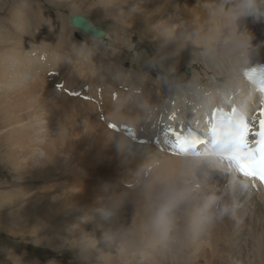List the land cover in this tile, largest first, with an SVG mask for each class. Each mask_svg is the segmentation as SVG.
<instances>
[{
    "label": "bare ground",
    "instance_id": "obj_1",
    "mask_svg": "<svg viewBox=\"0 0 264 264\" xmlns=\"http://www.w3.org/2000/svg\"><path fill=\"white\" fill-rule=\"evenodd\" d=\"M78 6L105 12L139 37L135 67L123 66L131 44L119 36L104 54L78 48L82 54L74 59L86 56L84 68L97 82L78 80L77 91L97 94L99 102L83 97L76 106L85 113L101 105L103 130L82 128L72 119L48 126L54 120L44 117L34 123V133L28 122L11 131L25 152L26 169L35 168L37 181H45L29 196V209L46 198L44 215L68 221L66 229L82 236L96 255L93 246L102 242V255L110 253L120 264H264V185L244 180L208 145L183 150L170 143L186 131L185 118L201 123L219 101L225 110H239L248 125L259 119L262 103L243 71L264 62V0H77ZM40 17L50 35L39 48L42 64L31 65L37 52L0 56L7 72L0 78V97L21 87L27 103L34 98L46 104L37 95L41 87L29 84L49 65L73 58L58 31ZM126 18L134 24L127 25ZM101 31L102 36H88L101 39L106 36ZM146 44L153 51L150 66ZM55 86L71 90L64 81ZM74 107L68 99L51 110ZM51 180L59 184L48 185ZM126 198L134 215L125 209Z\"/></svg>",
    "mask_w": 264,
    "mask_h": 264
},
{
    "label": "rangeland",
    "instance_id": "obj_2",
    "mask_svg": "<svg viewBox=\"0 0 264 264\" xmlns=\"http://www.w3.org/2000/svg\"><path fill=\"white\" fill-rule=\"evenodd\" d=\"M76 1L0 0V56H11L14 55V52H17V56H21L22 50L37 52L38 56L32 58L31 65H34L32 62L39 63L38 66L42 64L40 61L45 55L44 51L39 48L42 42H49L50 35L47 31L49 27L43 24L40 14L48 21L50 28L58 31L61 44H66L73 55L72 59L59 61L56 66L49 65L47 71L38 72V74L40 73L38 79H32L30 84L27 83L31 88L35 84L41 87V91L37 95L48 100L44 104L45 107L35 103L34 98L31 99V104L27 103L28 101L24 100L25 89L21 87L0 97V264H120L121 262V260L111 257L110 253L102 255V252L105 251L102 242L93 246L98 248V255H96L89 246L83 243L82 236L73 234L66 229L69 225L68 221L44 215L42 208L45 209L48 202L46 198H43L42 202L40 201L41 205L38 209H29L27 205L29 196L40 192V188L45 187V181H37L35 168L26 169L29 163L25 159V152L17 146L15 136L10 134L11 131L27 122L34 133V123L44 117L46 121L54 120L50 124L48 123V126L54 122L67 124L72 119L74 123H81L82 128L87 125L97 130H103L104 125L100 122L102 118L100 116L101 105L97 109L85 113H81L76 106L78 100L88 97L81 90L77 91L80 85L78 80L97 82L84 68V62L88 61L86 56H82L78 60L74 59L75 55L82 54L76 51L78 48L82 47L86 51L104 54L112 49L114 37L119 36L124 43L131 44L130 48H126V51H129L126 52L128 57L123 61V66L135 67V62L132 60L134 58V42L138 41L139 37L129 30V27L126 30V27L118 20L112 19L103 11L97 9L93 11L84 6L76 8ZM74 14H81L92 19L96 25L105 30L106 36L95 39L82 33L79 29L71 27L70 17ZM22 17L24 21L27 20V24L22 22ZM124 21L127 25L134 24V19L126 18ZM119 26H123L124 30L119 32ZM22 38L26 41V47L23 48L21 47V42H24ZM146 45L147 54L145 53L146 58L144 59L147 64L145 66H150L153 62V51L148 44ZM48 50V47H45V51ZM38 59L39 61H37ZM140 61L144 64V60L140 59ZM74 65L77 66L73 67ZM5 68L6 64L0 62V78L3 73H7ZM184 71L188 73L187 70L184 69ZM60 81H64L67 86H69L68 83L75 82L69 88L77 98H74L75 95H72L71 90L67 91L56 87L55 83ZM55 97L56 99L52 100ZM68 99L75 104L74 112L61 108L51 110L62 106ZM88 99L99 102L97 94L88 97ZM47 111L52 114L53 119ZM26 113H29L28 118ZM50 184L58 185L59 181L51 180L48 185ZM52 191L53 189L50 190V192ZM124 206L134 215V204L127 198L124 200ZM121 222L122 220L117 224ZM174 223H178V219L175 218ZM232 231L236 235L239 234L236 230ZM243 237H245L244 234ZM131 239L134 240V237Z\"/></svg>",
    "mask_w": 264,
    "mask_h": 264
},
{
    "label": "snow or ice",
    "instance_id": "obj_3",
    "mask_svg": "<svg viewBox=\"0 0 264 264\" xmlns=\"http://www.w3.org/2000/svg\"><path fill=\"white\" fill-rule=\"evenodd\" d=\"M262 107L258 112L259 119L254 125H246L241 134L240 154L238 155L235 167L237 174L249 181H259L264 185V99L261 101ZM115 127V125H109ZM249 137H255L250 140ZM181 137H173L170 140L172 145ZM248 187V185H243ZM227 212L228 209H225Z\"/></svg>",
    "mask_w": 264,
    "mask_h": 264
},
{
    "label": "water",
    "instance_id": "obj_4",
    "mask_svg": "<svg viewBox=\"0 0 264 264\" xmlns=\"http://www.w3.org/2000/svg\"><path fill=\"white\" fill-rule=\"evenodd\" d=\"M70 25L73 28L81 29L86 35L99 37L104 35L99 27H93L92 21L82 15H73L70 17Z\"/></svg>",
    "mask_w": 264,
    "mask_h": 264
}]
</instances>
